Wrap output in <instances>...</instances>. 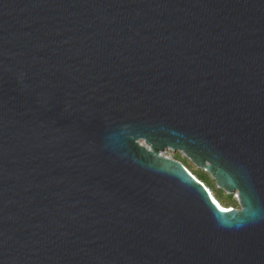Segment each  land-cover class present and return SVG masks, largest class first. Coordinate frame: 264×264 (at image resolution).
I'll return each mask as SVG.
<instances>
[{
	"label": "water",
	"instance_id": "obj_1",
	"mask_svg": "<svg viewBox=\"0 0 264 264\" xmlns=\"http://www.w3.org/2000/svg\"><path fill=\"white\" fill-rule=\"evenodd\" d=\"M0 264H264V0H0Z\"/></svg>",
	"mask_w": 264,
	"mask_h": 264
},
{
	"label": "trees",
	"instance_id": "obj_2",
	"mask_svg": "<svg viewBox=\"0 0 264 264\" xmlns=\"http://www.w3.org/2000/svg\"><path fill=\"white\" fill-rule=\"evenodd\" d=\"M176 159L182 161L187 166V161L177 154ZM175 159V160H176ZM197 178L205 183V185L215 193L216 199L224 208L238 207V200L233 197V194H227L224 190L217 187L216 181L205 171H196Z\"/></svg>",
	"mask_w": 264,
	"mask_h": 264
},
{
	"label": "rangeland",
	"instance_id": "obj_3",
	"mask_svg": "<svg viewBox=\"0 0 264 264\" xmlns=\"http://www.w3.org/2000/svg\"><path fill=\"white\" fill-rule=\"evenodd\" d=\"M163 154L164 155H166V156H168V157H172V158H174V159H176V156H177V154H181V157L184 159V160H186L187 161V168H188V170L194 175V176H196L195 174H196V171H203L202 169H200V168H198L190 159H188L186 156H185V154H183V153H181V152H174V150H172V149H168V150H166L165 152H163ZM210 175V174H209ZM211 176V175H210ZM197 177V176H196ZM211 178H212V176H211ZM213 179V178H212ZM211 190V189H210ZM211 192L213 193V195L215 196V193L211 190ZM233 197L235 198V199H237L238 200V207H236V208H240V205H239V198H238V193H234L233 194Z\"/></svg>",
	"mask_w": 264,
	"mask_h": 264
},
{
	"label": "bare ground",
	"instance_id": "obj_4",
	"mask_svg": "<svg viewBox=\"0 0 264 264\" xmlns=\"http://www.w3.org/2000/svg\"><path fill=\"white\" fill-rule=\"evenodd\" d=\"M210 192H211V190H210ZM211 195H212V197H213V199L215 200V202L219 205V207L221 208L222 206L220 205V203H219V201L216 199V197L213 195V193L211 192ZM225 209H227V208H225ZM229 209V208H228Z\"/></svg>",
	"mask_w": 264,
	"mask_h": 264
}]
</instances>
